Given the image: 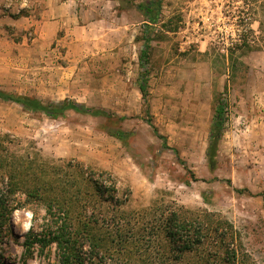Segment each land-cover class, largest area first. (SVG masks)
<instances>
[{"label": "rangeland", "instance_id": "obj_1", "mask_svg": "<svg viewBox=\"0 0 264 264\" xmlns=\"http://www.w3.org/2000/svg\"><path fill=\"white\" fill-rule=\"evenodd\" d=\"M0 92L26 98L0 96L1 188L18 203L1 264H58L37 241L46 198L98 226L164 209L226 221L264 264V0H0ZM64 100L106 114L43 109ZM88 178H112L120 207Z\"/></svg>", "mask_w": 264, "mask_h": 264}, {"label": "trees", "instance_id": "obj_2", "mask_svg": "<svg viewBox=\"0 0 264 264\" xmlns=\"http://www.w3.org/2000/svg\"><path fill=\"white\" fill-rule=\"evenodd\" d=\"M156 22L157 16L153 18V23ZM146 81L144 78L138 84L144 102H147L148 96ZM0 96L14 101L26 100L6 92H0ZM68 106L86 114H106L105 111L84 109L66 100L57 106L50 104L49 108L43 107V109L49 115H53L54 110ZM220 115V111H217L210 130V145L216 141L215 130L221 126ZM147 122L153 133L162 140V145L167 147L166 138L158 132L151 119ZM88 181L94 196L100 201L120 207V203L114 198L116 187L112 178L103 183L92 178H88ZM4 183L5 180L0 178V241L4 228L11 222L13 211L18 208L16 199H12L15 197L14 184L7 182L4 189L1 188ZM44 205L45 212L54 226L48 238H40L37 241L56 245L58 264H112V262L136 264L137 261L131 260L126 257L127 255H134L137 258L142 256L143 260L139 262L140 264H188L191 259L198 264H257L242 244L237 230L226 221L186 218L177 210L164 209L160 214H156V210L150 213L152 218H143L141 223L136 218L131 220L128 216L119 215L109 226H98V221L88 219V209L85 205L84 219L73 216L75 211L69 200L59 203L55 199L46 198ZM116 209L115 214L121 212L120 208ZM102 227L105 228L106 233L103 236L97 233V229ZM32 244L34 242L28 236L25 245ZM83 247L89 248L88 255L82 252ZM111 247L113 250L110 249ZM114 254H122V257L121 255L114 257Z\"/></svg>", "mask_w": 264, "mask_h": 264}]
</instances>
